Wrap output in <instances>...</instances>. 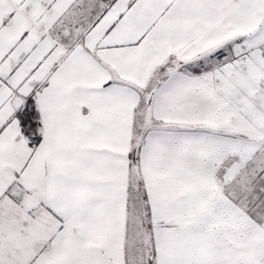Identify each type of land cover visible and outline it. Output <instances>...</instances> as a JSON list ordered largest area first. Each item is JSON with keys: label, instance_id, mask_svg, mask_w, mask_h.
<instances>
[{"label": "snow or ice", "instance_id": "snow-or-ice-1", "mask_svg": "<svg viewBox=\"0 0 264 264\" xmlns=\"http://www.w3.org/2000/svg\"><path fill=\"white\" fill-rule=\"evenodd\" d=\"M0 264H264V0H0Z\"/></svg>", "mask_w": 264, "mask_h": 264}]
</instances>
